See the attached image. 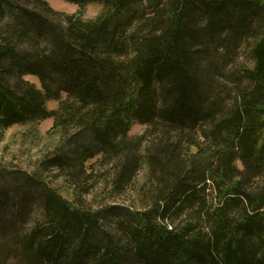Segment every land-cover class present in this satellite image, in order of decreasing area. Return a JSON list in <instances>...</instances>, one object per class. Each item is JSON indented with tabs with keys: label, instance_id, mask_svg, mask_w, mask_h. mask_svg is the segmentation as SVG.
<instances>
[{
	"label": "trees",
	"instance_id": "trees-1",
	"mask_svg": "<svg viewBox=\"0 0 264 264\" xmlns=\"http://www.w3.org/2000/svg\"><path fill=\"white\" fill-rule=\"evenodd\" d=\"M64 1L0 0V135L54 140L0 264H264V0Z\"/></svg>",
	"mask_w": 264,
	"mask_h": 264
},
{
	"label": "rangeland",
	"instance_id": "rangeland-1",
	"mask_svg": "<svg viewBox=\"0 0 264 264\" xmlns=\"http://www.w3.org/2000/svg\"><path fill=\"white\" fill-rule=\"evenodd\" d=\"M55 10L67 14L78 13L79 7L75 4L68 3L64 0H46ZM101 11V6L98 4H91L83 11L85 18H93ZM28 80L39 83L35 77L29 76ZM49 109L57 107L56 102H48ZM53 125V119H47L40 123L28 124L24 126L15 125L1 133L0 135V191L7 193L8 198H4L9 204L5 205L2 202L0 216H6L13 212L16 203L19 204L18 191L26 189L24 180L17 178L20 174H33L36 172L38 161L50 150L54 143L49 134ZM145 130V126L140 123H134L130 129V135L136 136ZM17 173H9V172ZM43 177L47 182L59 188L61 193L68 198H71L67 193L62 179L53 177V173L43 172ZM27 183V182H26ZM25 183V184H26ZM25 191V190H24ZM4 200V201H5ZM9 206V208H8ZM39 206V204L37 205ZM36 207L33 206L32 210ZM39 207H37L38 209Z\"/></svg>",
	"mask_w": 264,
	"mask_h": 264
}]
</instances>
